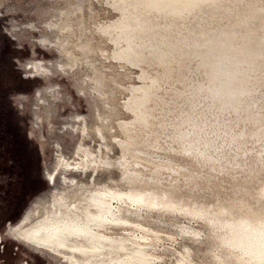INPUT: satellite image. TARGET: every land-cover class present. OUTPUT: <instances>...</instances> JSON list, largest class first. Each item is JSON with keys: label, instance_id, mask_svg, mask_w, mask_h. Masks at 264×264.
Segmentation results:
<instances>
[{"label": "rangeland", "instance_id": "obj_1", "mask_svg": "<svg viewBox=\"0 0 264 264\" xmlns=\"http://www.w3.org/2000/svg\"><path fill=\"white\" fill-rule=\"evenodd\" d=\"M79 146L111 173L55 168ZM124 175L174 205L131 214L155 264H224L182 211L264 213V0H0V264H66L13 227L71 180Z\"/></svg>", "mask_w": 264, "mask_h": 264}, {"label": "bare ground", "instance_id": "obj_2", "mask_svg": "<svg viewBox=\"0 0 264 264\" xmlns=\"http://www.w3.org/2000/svg\"><path fill=\"white\" fill-rule=\"evenodd\" d=\"M55 43L64 54L63 42ZM34 67L38 70L37 64ZM59 68L62 69L64 66L59 65ZM85 130L83 126L82 133ZM80 152L86 158H81L83 161L80 163L79 160L76 162L74 158H66L60 153L56 158L55 168L73 170L81 166L82 171L91 168L93 171L101 170L108 175L111 173L112 161H100L99 157L84 151L81 146L77 149V155L81 154ZM70 182L69 189L53 193L49 200L37 205L25 221L13 227V234L35 247L58 256L66 264H155L156 258L159 257L156 253L158 239L149 234L150 226L149 229L145 228L146 223L143 225L137 221L138 219L136 221L134 218L131 219V214L138 217L141 210L174 208L173 204H164L161 200L168 198L167 196L160 198L151 189L141 192L130 187H122L128 184V177L125 175L116 182L110 176L103 182L94 179L84 183H75V180ZM260 191L264 195V186ZM233 211L234 217L222 218L218 214H205L188 208L182 213L200 216L207 221L211 229H215L210 239L215 247L220 248L221 251L218 253L219 249L216 247L218 255L217 253L215 255L224 264H264V213L248 209L241 211L238 208ZM140 217L143 218L142 215ZM180 227V231L185 229L195 233L187 226L188 230L185 226ZM154 231H150L153 232L151 233L153 236L156 233ZM186 249L188 250L185 248V251ZM187 255L184 257L189 260L190 256L186 257ZM177 260L174 264H185L180 259ZM188 263L192 264L189 261ZM188 263L186 261V264Z\"/></svg>", "mask_w": 264, "mask_h": 264}]
</instances>
